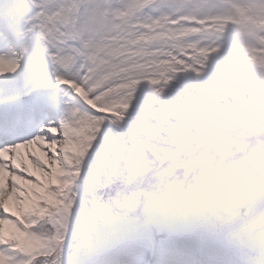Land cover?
<instances>
[{"label":"snow or ice","instance_id":"obj_1","mask_svg":"<svg viewBox=\"0 0 264 264\" xmlns=\"http://www.w3.org/2000/svg\"><path fill=\"white\" fill-rule=\"evenodd\" d=\"M122 6L0 5V78L16 81L0 86V120L28 107L37 121L0 132V264H264V136L230 140L264 126V0H137L142 35L168 43L114 60L105 29L127 24ZM54 86L64 114L39 126ZM212 139L233 161L227 195L207 177L174 199Z\"/></svg>","mask_w":264,"mask_h":264},{"label":"rangeland","instance_id":"obj_2","mask_svg":"<svg viewBox=\"0 0 264 264\" xmlns=\"http://www.w3.org/2000/svg\"><path fill=\"white\" fill-rule=\"evenodd\" d=\"M9 2L10 0H0V4H5ZM94 2L100 5H104L106 3L123 5L122 7L119 8V11L125 13L124 19L127 21V24L125 25L123 21L113 16L112 19L115 20L116 23L121 24V28L118 29L116 32H112L110 29H105V31L107 32V35L105 37L106 43L111 46L113 51L112 59L114 60H127L129 58L140 59V55H137V53L142 54L145 59H148L149 56L147 53L149 51L161 50L168 43L167 38L164 35H160V34H150L147 36L142 35V33H144V29L140 25L139 21L136 19V17L138 16V10L132 7L137 3V0H94ZM100 11L101 13H104L109 10L105 7H102ZM111 11L114 12L116 11V9H112ZM3 85L5 84H0V86ZM45 96H47V99L51 101L52 108H55L56 106L57 111H60L64 114V108L67 102V98L64 96L63 87L61 86L50 87L45 90ZM56 119H58L57 115H56ZM253 119L258 120L259 117L254 115ZM242 132L243 134L240 138V134ZM242 132L240 134H237L238 136L233 133L232 136L230 137V140L232 141L231 151L234 152L239 151V146H237L239 145V143L240 146L249 143V137L251 134L250 133L247 134L244 128ZM239 138L241 139V141H239ZM204 146L205 145L201 146L199 150L202 151ZM222 150L226 151L227 149H222ZM13 215H18V213ZM6 231H7V226H6Z\"/></svg>","mask_w":264,"mask_h":264},{"label":"clouds","instance_id":"obj_3","mask_svg":"<svg viewBox=\"0 0 264 264\" xmlns=\"http://www.w3.org/2000/svg\"><path fill=\"white\" fill-rule=\"evenodd\" d=\"M250 134L255 137L264 136V126L259 128H252ZM216 139H212L207 143L202 154L207 157V162L204 169L191 178L183 180L180 182V190L173 197L174 199H187L191 197L194 193L199 191L204 186V180L207 177H211L209 186L213 189L220 191L222 194L227 195L228 189L230 187V180L226 179V173L233 170V161L230 156L222 155L217 151ZM215 153V155H213ZM165 198L168 199L167 194ZM163 211H172L171 208L163 209ZM168 239V234L164 233L159 235L156 239V246L159 247L160 240ZM155 255L152 257L153 264H155Z\"/></svg>","mask_w":264,"mask_h":264},{"label":"bare ground","instance_id":"obj_4","mask_svg":"<svg viewBox=\"0 0 264 264\" xmlns=\"http://www.w3.org/2000/svg\"><path fill=\"white\" fill-rule=\"evenodd\" d=\"M5 4H7V3H5ZM0 5H3V4H0ZM1 52H2L1 55H6V54H8L9 49H7L6 47H2V51ZM15 82L16 81L14 79L13 74H9L7 77L0 78V84L7 83L8 85H12ZM42 104H43V107H37L38 108V110H37L38 117H41L42 118L45 113H48L49 115H52V116L56 117L55 116V112H56V115H57L58 118L63 115L62 112L57 111L56 106H55V108L50 109V106L48 104V101H47L46 97L43 98ZM23 112L28 113V112H30V110H29L28 107H26V108L23 109ZM49 121H51V120H49ZM44 125L45 124H43L41 122V119H40L39 126H44ZM21 152L24 153L25 150L22 149ZM36 152H37V155H40L39 149H36ZM40 156H41V159L44 158L42 154ZM29 167H31V165H29ZM9 208H10L9 212L11 214H17V211H16V202H15V200L13 198H9V201H8V209Z\"/></svg>","mask_w":264,"mask_h":264}]
</instances>
